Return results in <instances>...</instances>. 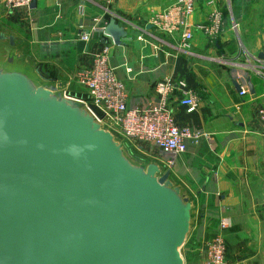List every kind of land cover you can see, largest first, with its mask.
Here are the masks:
<instances>
[{
	"label": "water",
	"instance_id": "95a60500",
	"mask_svg": "<svg viewBox=\"0 0 264 264\" xmlns=\"http://www.w3.org/2000/svg\"><path fill=\"white\" fill-rule=\"evenodd\" d=\"M104 34L128 37L114 15ZM197 214L170 169L137 155L0 24V264H186Z\"/></svg>",
	"mask_w": 264,
	"mask_h": 264
},
{
	"label": "crops",
	"instance_id": "0c3cea01",
	"mask_svg": "<svg viewBox=\"0 0 264 264\" xmlns=\"http://www.w3.org/2000/svg\"><path fill=\"white\" fill-rule=\"evenodd\" d=\"M34 1V7L8 10L0 0V18L15 25L32 59L50 76L68 77L78 90L77 71L90 68L95 55L108 46L109 64L125 84L129 107H147L157 100L159 81L186 83L199 105L195 112L177 105L182 98L178 91L163 98L174 107L179 126L208 134L189 140L172 168L176 179L195 193L194 229L200 218L202 238L208 236L204 242L199 233L193 238L186 264L201 263L199 250L219 230L221 218L230 220L223 231L233 257L227 263L246 249L247 264H264V136L258 118L264 103V59L258 56L264 53V0H195L188 18L189 50L178 49L182 30L176 0H116L111 5L106 0ZM110 12L128 31L123 44L92 31L96 18L107 23ZM82 31L90 32L89 41L80 38ZM237 67L248 68L255 88L244 99L230 76ZM147 146L146 154H151Z\"/></svg>",
	"mask_w": 264,
	"mask_h": 264
},
{
	"label": "built area",
	"instance_id": "2783aa9c",
	"mask_svg": "<svg viewBox=\"0 0 264 264\" xmlns=\"http://www.w3.org/2000/svg\"><path fill=\"white\" fill-rule=\"evenodd\" d=\"M115 1L106 0L108 5L115 3ZM176 1L181 6L180 25L182 33L178 49L189 50L192 32L188 25V18L194 12L195 0ZM32 2L33 0H4V6L8 10H16L23 7L28 8ZM110 14L114 15L111 12ZM96 23L92 29L93 33L104 35V28L107 23L102 24L100 18H96ZM90 35V32L82 31L80 38L87 42ZM225 62L233 63L228 60ZM256 74H258L257 70ZM230 76L239 84V95L244 99L249 95L248 68H234ZM74 80L78 87L79 96L84 98L90 109L105 125L120 136L125 137L132 148L145 155L147 154L143 141L152 143L159 151L162 158L160 161L166 169H172L177 157L187 151L189 140L198 141L202 137L208 136L203 130L179 126L175 119L174 107L163 102L165 96L173 98L178 91L182 95V98L177 101L179 107H185L188 113L195 112L199 108L198 102L190 94L186 83L183 81L177 83L170 80L159 81L154 88L157 100L147 107H129L125 84L118 79L114 68L109 64L108 46H104L102 51L95 55L90 68L77 71ZM258 118L264 136V103L258 108ZM229 227L230 220L221 218L219 230L207 240L205 245L206 251L203 256L205 264H226L228 246L223 231Z\"/></svg>",
	"mask_w": 264,
	"mask_h": 264
},
{
	"label": "rangeland",
	"instance_id": "374dc122",
	"mask_svg": "<svg viewBox=\"0 0 264 264\" xmlns=\"http://www.w3.org/2000/svg\"><path fill=\"white\" fill-rule=\"evenodd\" d=\"M229 14L227 13V23L229 22V16H228ZM1 18H0V22H1ZM1 24V27L2 28H5V29H7L6 27H4L3 25H2V23H0ZM262 70H264V69H262ZM80 95H81V93H80ZM145 144H147L148 146V148H149V150H151V154H147V155H145V154H143V153H141V152H139V151H137V150H135L134 148V151L137 153V155H139V156H141V157H152V156H156V160H158V161H160V159H162L161 158V155L159 154V152H158V150L155 148V146L152 144V143H150V142H145V141H143V145H145ZM152 152L154 153V155H152ZM161 162V161H160ZM171 170V173H172V175H173V177L174 178H177V179H179L177 176H179L178 174H177V171H176V169H170ZM180 180V179H179ZM191 192V191H190ZM191 194H195V193H192L191 192ZM200 226H201V221H200V218H199V222L197 223V225H196V227H195V229H194V231L192 232V236H190V242L189 243H187L185 246H184V248H183V254L184 255H187V254H189L190 253V251H189V248H190V245H191V242L193 241V238H196L197 236H198V233H199V236H200V241L201 242H204V241H202L201 239H203L202 238V231H200ZM205 237H208L207 235H205ZM205 237H204V239H205ZM203 239V240H204ZM224 239H225V242L227 243V246H228V248H229V245H228V242L226 241V238L224 237ZM208 240V239H207ZM207 240L205 241V243H204V246L202 247V249L201 250H199V254H200V256H201V263L200 264H205V261H203V256H204V253H205V251H206V247H205V245H206V243H207ZM200 245H202L201 243H200ZM240 250H242V247L240 248ZM229 252V251H228ZM246 249H244V250H242L241 251V253L237 256V259L234 261V262H232V263H229V264H247L246 262H245V256H246ZM232 256V254H231V250H230V253H227V256H226V264H228L227 263V260L228 259H230L231 258V261L233 260V257H231ZM230 257V258H229ZM251 264H254V263H251Z\"/></svg>",
	"mask_w": 264,
	"mask_h": 264
},
{
	"label": "trees",
	"instance_id": "16d2710c",
	"mask_svg": "<svg viewBox=\"0 0 264 264\" xmlns=\"http://www.w3.org/2000/svg\"><path fill=\"white\" fill-rule=\"evenodd\" d=\"M110 17H111V16H110ZM110 17H109V18H110ZM109 18L107 19V22L109 21ZM0 23H2V25H3L4 27H6L7 29H9V30H12V31H14V32H20V31H17L15 25L11 24L9 21L1 20ZM20 33H21V32H20ZM252 79H253L254 81H257V75H256V74H253V75H252Z\"/></svg>",
	"mask_w": 264,
	"mask_h": 264
}]
</instances>
